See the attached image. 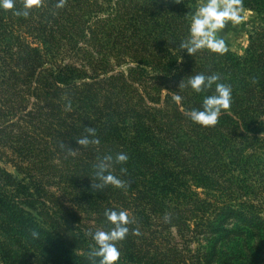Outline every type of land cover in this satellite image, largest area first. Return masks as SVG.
I'll list each match as a JSON object with an SVG mask.
<instances>
[{
	"label": "trees",
	"instance_id": "16d2710c",
	"mask_svg": "<svg viewBox=\"0 0 264 264\" xmlns=\"http://www.w3.org/2000/svg\"><path fill=\"white\" fill-rule=\"evenodd\" d=\"M57 3L27 18L0 8V160L13 169L0 166V264H98L88 233L107 230L106 209L132 221L118 264H264V26L243 54L190 55L178 48L200 0ZM241 4L264 15V0ZM200 73L232 88L214 127L185 115L203 94L180 83ZM87 127L100 143L84 148ZM121 152L110 170L124 187L93 189L94 165Z\"/></svg>",
	"mask_w": 264,
	"mask_h": 264
},
{
	"label": "clouds",
	"instance_id": "9594fccd",
	"mask_svg": "<svg viewBox=\"0 0 264 264\" xmlns=\"http://www.w3.org/2000/svg\"><path fill=\"white\" fill-rule=\"evenodd\" d=\"M41 3L42 0H24L23 8L16 9L14 0H0V8L13 10L14 15L27 18L30 11ZM64 5L65 0H58L56 7L63 8ZM244 19L241 0H203L196 6L195 12L190 14L188 36L180 41L178 49H184L190 55H194L203 49H208L214 53H224L227 51V47L225 39L220 35L221 31L229 23L235 27L241 24ZM188 87L197 94H203V98L200 108L190 109L185 112V115L192 122L203 127L216 126L221 115L231 108L233 99L231 86L221 82L219 74L205 75L200 73L189 75L187 83L183 79L179 89ZM172 98L178 105L183 99L179 94L173 95ZM66 108L71 110V102L66 105ZM76 141L84 148L91 144L100 143L94 127L85 128V134ZM128 159L129 157L121 152L115 156L106 155L99 160L94 165V177L90 176L92 188L103 189L108 185L116 188L124 187V181L114 175L110 169L114 164L126 163ZM121 171L124 172L126 169L121 168ZM104 215L109 227L107 230L101 228L88 233L94 241L89 255L93 258H99L98 264H118L121 253L117 243L127 237L128 225L132 221L126 210L106 209ZM134 234L139 235V230H134Z\"/></svg>",
	"mask_w": 264,
	"mask_h": 264
},
{
	"label": "rangeland",
	"instance_id": "374dc122",
	"mask_svg": "<svg viewBox=\"0 0 264 264\" xmlns=\"http://www.w3.org/2000/svg\"><path fill=\"white\" fill-rule=\"evenodd\" d=\"M201 2H203V0H200V3ZM242 15L245 16V19L241 24L234 27L229 23L220 33L226 41V47L239 54L244 53V50L248 45L249 34L252 30L258 26H264V15L244 7H242ZM0 166L13 170L10 165L1 160Z\"/></svg>",
	"mask_w": 264,
	"mask_h": 264
}]
</instances>
